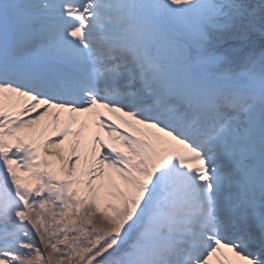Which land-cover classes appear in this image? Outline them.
<instances>
[{"label":"snow or ice","instance_id":"6c2138e0","mask_svg":"<svg viewBox=\"0 0 264 264\" xmlns=\"http://www.w3.org/2000/svg\"><path fill=\"white\" fill-rule=\"evenodd\" d=\"M0 264H264V0H0Z\"/></svg>","mask_w":264,"mask_h":264}]
</instances>
